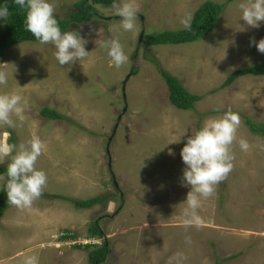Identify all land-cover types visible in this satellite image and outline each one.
<instances>
[{
	"label": "rangeland",
	"instance_id": "1",
	"mask_svg": "<svg viewBox=\"0 0 264 264\" xmlns=\"http://www.w3.org/2000/svg\"><path fill=\"white\" fill-rule=\"evenodd\" d=\"M80 1L53 0L56 18L69 19ZM209 1L227 3L213 34L189 44H146L147 35L185 29L181 19L191 14L192 24ZM241 2L135 0L132 32L120 27L113 4L96 5L99 17L69 28L88 41L86 51L92 53L85 60L60 67L53 46L38 42L18 44L0 59V70L9 74L0 92L15 90L27 100L23 123L0 127V141L9 143L12 132L17 145L38 136L46 148L36 168L47 174L42 195L30 207L11 206L0 220V264H23L32 255L38 264H92L90 252L104 243L109 252L102 264H169L177 253L181 256L173 264H221L233 255L218 241L226 207L221 203L231 180L236 187L251 178L264 195V138L246 124L248 118L264 124V76H243L222 88L237 70L264 64V54L251 43L264 39V22L252 28L241 21ZM109 39H118L128 56L118 69L99 46ZM160 68L202 97L194 111L170 102ZM44 108L66 120L42 117ZM228 109L241 121L232 145L233 169L211 197L201 198L202 223L186 226L179 204L190 188L181 185L180 152L207 118ZM241 138L250 145L246 152L240 150ZM5 181L0 180V193ZM97 197L106 202L84 210L73 203ZM93 225L103 238L89 239ZM66 230L77 238L62 241ZM75 244L95 247L79 250Z\"/></svg>",
	"mask_w": 264,
	"mask_h": 264
},
{
	"label": "clouds",
	"instance_id": "2",
	"mask_svg": "<svg viewBox=\"0 0 264 264\" xmlns=\"http://www.w3.org/2000/svg\"><path fill=\"white\" fill-rule=\"evenodd\" d=\"M19 9L24 10V25L36 42L40 45H52L54 58L58 65H73L91 55L86 51L87 40L79 31H62L55 15L53 0H13ZM112 7L119 17V25L125 32L136 29L138 7L135 0H114ZM241 21L252 28H259L264 22V0H243L238 5ZM10 17L7 3H0V21L8 23ZM192 16L186 14L180 21L185 29H190ZM251 43L264 54V39ZM109 57L110 65L117 69L128 61L124 46L118 39L100 42ZM9 74L0 70V87L7 86ZM27 100L15 90L0 92V127L16 128L23 123ZM15 118V119H14ZM240 116L231 109L222 115L209 117L202 127L186 140L180 155L185 165L181 177V185L190 188L183 205L184 224L200 225L202 220L197 210L201 206V198L207 199L215 192V187L224 181L233 169L234 155L232 145L236 141V133L240 126ZM7 136V133L5 134ZM241 151H248L250 145L246 139L238 141ZM46 148L45 143L34 136L26 143L13 144L0 141V163L9 159L6 173L0 174V180H6L3 191L9 205L28 208L33 201L42 195L47 184V174L36 168L38 158ZM170 155H173L171 150ZM178 206V207H179ZM181 256L177 253L169 258V264ZM23 264H38L35 255L25 258Z\"/></svg>",
	"mask_w": 264,
	"mask_h": 264
},
{
	"label": "trees",
	"instance_id": "3",
	"mask_svg": "<svg viewBox=\"0 0 264 264\" xmlns=\"http://www.w3.org/2000/svg\"><path fill=\"white\" fill-rule=\"evenodd\" d=\"M231 1L232 0H229V2ZM113 2L114 0H81L76 4L77 11L71 14L69 19L57 18L61 30L69 31V28L72 24L80 25L82 23L91 22L93 19L100 16L96 5L109 6L113 4ZM0 3H7L10 11L8 23H4V26L0 25V59H5L7 52L14 46L25 42H36V40L34 36L25 29L24 10L19 9L18 6L13 3V0H0ZM226 6L227 3H217L212 1L206 2L195 13L190 29H183L180 31H166L157 33L153 36L147 35L146 44L150 46L181 45L203 40L217 30L220 23V18ZM117 18L118 17H116V19ZM155 64L159 66V63ZM159 72L170 90V102L180 110L194 111L196 105L202 101V97L188 91V89L180 82L179 79L169 74L166 70L160 68ZM135 73L136 70H134L133 74ZM247 75L264 76V64H258L253 67L237 70L228 78L222 88L232 86L238 79ZM41 115L42 117L51 121L66 120L64 115L51 108H44L41 112ZM246 124L254 135L262 136L264 138V124L256 123L250 118L246 120ZM9 143L15 144L14 132L11 133ZM6 169L7 165L0 166V174L6 173ZM105 202L106 198L102 197L84 201H73L77 209L83 210L91 209ZM11 206L12 205L8 204L6 193L2 189L0 193V220ZM90 230L91 234L89 239H93L95 237L103 238L101 229L97 225H93ZM76 238L77 234H72L66 230L64 236L62 237V241H74ZM75 246V248L79 250H87L95 247V245L89 244H75ZM97 248L99 247H95V249L89 254L92 264H102L109 252L106 243H104L101 248Z\"/></svg>",
	"mask_w": 264,
	"mask_h": 264
},
{
	"label": "crops",
	"instance_id": "4",
	"mask_svg": "<svg viewBox=\"0 0 264 264\" xmlns=\"http://www.w3.org/2000/svg\"><path fill=\"white\" fill-rule=\"evenodd\" d=\"M237 180L241 181L240 178ZM253 180L256 182L257 179ZM232 182L228 186L227 198L225 196L221 203L223 208L225 201L226 207L221 216L218 241L227 245L230 248L227 252H233V255L222 258L221 264H241L239 262L243 259L251 264H264L263 192L257 187V182L251 183V178H247V182H239L236 187Z\"/></svg>",
	"mask_w": 264,
	"mask_h": 264
}]
</instances>
